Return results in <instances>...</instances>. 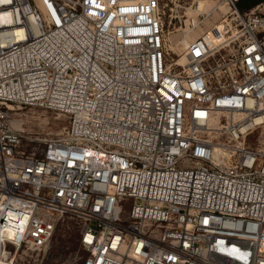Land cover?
I'll return each mask as SVG.
<instances>
[{
  "label": "built area",
  "instance_id": "1",
  "mask_svg": "<svg viewBox=\"0 0 264 264\" xmlns=\"http://www.w3.org/2000/svg\"><path fill=\"white\" fill-rule=\"evenodd\" d=\"M167 1L0 0L5 264L66 217L82 264H264V0H219L223 39L194 37L180 68ZM177 1L187 13L199 0ZM15 108L68 125L27 153Z\"/></svg>",
  "mask_w": 264,
  "mask_h": 264
},
{
  "label": "rangeland",
  "instance_id": "2",
  "mask_svg": "<svg viewBox=\"0 0 264 264\" xmlns=\"http://www.w3.org/2000/svg\"><path fill=\"white\" fill-rule=\"evenodd\" d=\"M206 2L213 3V5L216 3L223 4L219 0H206ZM167 3L168 7L165 10L163 20L165 35L169 38L168 60L177 62V67L180 68L184 65V61H181L184 51L181 42L192 40L204 32L209 25L201 23L198 27L191 28L190 19L193 15L179 9L178 5L180 4L177 0H170ZM238 4L239 2L237 8L240 12L249 10L242 9ZM223 5L227 8L225 4ZM169 8L172 10L170 11ZM194 8L195 6L192 7V10ZM215 13H211L209 23L215 24L219 20L218 15L213 17ZM172 48L174 51L170 50ZM10 113L11 117L8 122H10L11 128L20 135L23 150L27 153L33 152L36 155H40L49 140L60 137L68 125V120L65 117L38 108H15ZM258 135L259 133H255L254 137H250L253 140L250 142L251 144H256ZM79 238L78 222L66 217L58 222L49 243L44 248L35 251L20 248L14 256L15 264H82L86 258V252L81 248ZM4 259L0 264H5Z\"/></svg>",
  "mask_w": 264,
  "mask_h": 264
},
{
  "label": "bare ground",
  "instance_id": "3",
  "mask_svg": "<svg viewBox=\"0 0 264 264\" xmlns=\"http://www.w3.org/2000/svg\"><path fill=\"white\" fill-rule=\"evenodd\" d=\"M227 11H228V9L223 5V4H218V3H216L215 5H213V3H211L210 4V2L208 3V2H206V0H199L198 2H197V4H196V6H195V8L193 9V10H188V12L187 13H190V14H192L193 16L191 17V24H192V26H194V27H198L201 23H205V24H208L209 25V27L206 29V31H209V29L211 28V27H213L212 28V34H214L215 36H217L218 35V32H216L217 31V29H222V25H223V23H222V21H220V19H222V18H225L226 17V14H227ZM216 12V13H215ZM218 12V13H217ZM202 13H207V15H209L210 13H215L214 15H213V17L215 16V15H218V17H219V20L214 24V23H209V19L210 18H207V19H204V21H200V18H198L199 16H200V14H202ZM191 29H189V31H190ZM218 38H219V40L220 39H223V37H219V36H217ZM166 39H167V42L169 43V38L168 37H166ZM190 39V38H189ZM181 43H183V46H184V49L186 48V46L188 45V43H189V41H187V40H184L183 42H181ZM171 51H174L173 50V48L172 49H170ZM168 51H169V46H168ZM184 61V59L182 58L181 59V61ZM176 65H177V62H176ZM179 65H181V64H179ZM178 66V65H177ZM183 66V65H182ZM14 111V110H13ZM9 230H10V228H6L5 230H3L1 233H0V235L2 236H6V234L7 233H9ZM6 253L5 252H3V250H0V263L3 261V259H4V257L6 258Z\"/></svg>",
  "mask_w": 264,
  "mask_h": 264
},
{
  "label": "trees",
  "instance_id": "4",
  "mask_svg": "<svg viewBox=\"0 0 264 264\" xmlns=\"http://www.w3.org/2000/svg\"><path fill=\"white\" fill-rule=\"evenodd\" d=\"M263 0H239V6L242 9H250L251 7H253L256 4L261 3Z\"/></svg>",
  "mask_w": 264,
  "mask_h": 264
}]
</instances>
